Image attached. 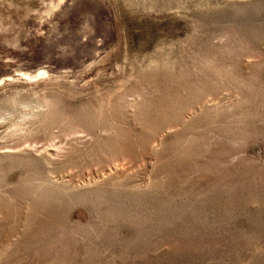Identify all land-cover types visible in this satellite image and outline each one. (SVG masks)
<instances>
[{
	"label": "rangeland",
	"instance_id": "374dc122",
	"mask_svg": "<svg viewBox=\"0 0 264 264\" xmlns=\"http://www.w3.org/2000/svg\"><path fill=\"white\" fill-rule=\"evenodd\" d=\"M0 264H264V0H0Z\"/></svg>",
	"mask_w": 264,
	"mask_h": 264
}]
</instances>
